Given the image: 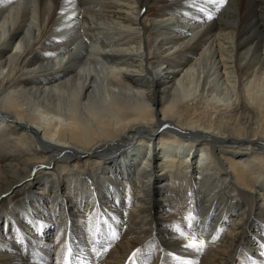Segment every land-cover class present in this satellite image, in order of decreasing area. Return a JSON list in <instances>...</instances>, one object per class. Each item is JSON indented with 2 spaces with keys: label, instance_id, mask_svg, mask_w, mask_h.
Masks as SVG:
<instances>
[{
  "label": "bare ground",
  "instance_id": "1",
  "mask_svg": "<svg viewBox=\"0 0 264 264\" xmlns=\"http://www.w3.org/2000/svg\"><path fill=\"white\" fill-rule=\"evenodd\" d=\"M262 83L264 0H0V264H264Z\"/></svg>",
  "mask_w": 264,
  "mask_h": 264
},
{
  "label": "snow or ice",
  "instance_id": "2",
  "mask_svg": "<svg viewBox=\"0 0 264 264\" xmlns=\"http://www.w3.org/2000/svg\"><path fill=\"white\" fill-rule=\"evenodd\" d=\"M225 0H219V7H222L224 4ZM209 19L211 17L209 16ZM50 55V54H49ZM185 249L189 252L190 255L195 254H201L204 250L205 244L203 240H200L199 242L196 241L195 238H192L189 243L184 245ZM139 252V249L137 250ZM137 252H134L129 259H133L136 257ZM175 259H179V257H174ZM64 264H67V260H65ZM185 264H192V261H185ZM195 264H199L198 261L195 262Z\"/></svg>",
  "mask_w": 264,
  "mask_h": 264
},
{
  "label": "rangeland",
  "instance_id": "3",
  "mask_svg": "<svg viewBox=\"0 0 264 264\" xmlns=\"http://www.w3.org/2000/svg\"><path fill=\"white\" fill-rule=\"evenodd\" d=\"M40 61H41V59L40 60H37L35 63L36 64H39L40 63ZM79 61V60H78ZM78 61L76 62V64H78ZM208 65H210V64H208ZM83 65H81L79 68H81ZM79 68H78V70H79ZM205 68V67H204ZM205 70H206V68H205ZM210 72H212V70L210 71ZM208 75H211V74H209L208 73ZM257 79H258V81H257ZM260 79H262V75H260V76H258V78H256V80H255V82H257V84L260 82ZM216 80V79H215ZM217 81V80H216ZM212 81V82H209V87H211L209 90H211L212 91V95H214V96H222V92H225V90H224V88L225 87H223L222 88V86H220V83H219V81ZM218 85H217V84ZM255 84L256 83H254L253 82V85H251V87H252V90L254 89L255 90ZM256 84V85H257ZM222 85V84H221ZM217 86V87H216ZM262 86H263V88H264V84L262 83ZM220 93V94H219ZM222 93V94H221ZM219 94V95H218ZM261 95V94H260ZM69 97H71V95L70 96H68L67 97V95L66 96H64V98H69ZM58 103V102H57ZM56 104V103H55ZM61 107H58V108H55V110H58L59 111V109H60ZM178 149H180V148H178ZM182 149V148H181ZM138 150L139 149H136V150H134L133 152H138ZM172 151H176L177 153H180V155H184V154H186L185 153V149H182V150H176V149H172Z\"/></svg>",
  "mask_w": 264,
  "mask_h": 264
}]
</instances>
